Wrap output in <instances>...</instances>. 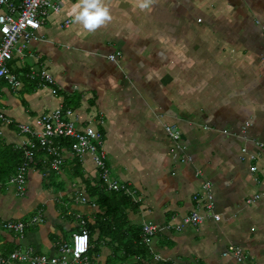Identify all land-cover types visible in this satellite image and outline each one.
<instances>
[{
	"label": "crops",
	"instance_id": "1",
	"mask_svg": "<svg viewBox=\"0 0 264 264\" xmlns=\"http://www.w3.org/2000/svg\"><path fill=\"white\" fill-rule=\"evenodd\" d=\"M142 2L99 0L110 19L89 29L77 19L85 0H68L23 55L15 52L10 67L21 88L0 82V113L15 123L34 128L40 115L70 107L79 129L101 131L111 180L133 194L114 193L131 201L112 196L103 208L89 194L100 185L92 155L68 151L58 173L36 156L19 194L5 183L27 136L0 123V219L43 218L22 234L0 228V255L33 248L56 257L63 242L87 231L91 264H138L122 258L124 243L136 244L126 231L153 222L160 231L153 248L169 262L264 264V196L254 200L264 193V148L255 144L264 143V0H152L141 9ZM43 68L57 97L25 77ZM167 125L180 132L183 151ZM194 210L201 224L177 231ZM230 246L242 250L241 261L223 256Z\"/></svg>",
	"mask_w": 264,
	"mask_h": 264
},
{
	"label": "built area",
	"instance_id": "2",
	"mask_svg": "<svg viewBox=\"0 0 264 264\" xmlns=\"http://www.w3.org/2000/svg\"><path fill=\"white\" fill-rule=\"evenodd\" d=\"M64 7V0H0V82H6L13 90H18L22 86L19 76L12 72L10 67L14 54L17 52L23 55L32 42L39 39L38 31L41 29L43 21L53 13H60ZM70 22H67L69 25ZM264 30V27H263ZM121 55L120 52L109 55L111 61H116ZM27 78L30 81L39 82L44 86L51 88L52 95L58 96L57 82L53 75L46 69H40L28 73ZM75 112L71 108L58 107L53 111L40 115L36 119V126L32 128L25 123H15L10 118L0 114V122L7 126L14 125L18 130L27 136L26 141L21 145L20 150L24 152L25 161L18 168L11 183L16 185L19 194L26 191V174L29 171L33 161V150L40 147L51 159V166L55 171H60L64 163V156L67 151H72L78 157L92 155L97 167L100 169V178L105 183L109 191L125 192L132 195L126 184L113 181L110 178L109 171L106 168L103 134L94 126L88 125L79 129L75 121ZM249 126V125H248ZM166 131L169 136L177 143V148L183 151L180 145L181 134L174 126L167 125ZM60 138H74L75 142L72 149L61 146L58 141ZM255 144L264 148V143L256 141ZM254 159L255 156L253 155ZM189 159V158H188ZM186 161V159H184ZM190 160V159H189ZM252 172L257 171V167H252ZM203 189L207 194V210L211 213L214 208L213 196L211 194V185L204 183ZM264 196V193L254 197L257 200ZM87 199L83 198L82 202ZM215 219H219L218 214H212ZM203 221V216L199 210L183 218L182 223L174 228L181 231L185 227L197 228ZM43 222L42 216H35L30 224ZM28 227L24 222H12L0 219V228L16 234H22ZM169 229V226L167 227ZM173 228V227H172ZM158 225L153 222H145L142 226L143 243L149 248L155 264H176L162 258L155 252L153 241L159 233ZM90 237L87 231L74 235L73 243L63 242L60 246V255L56 257H47L38 254L33 248L24 251L18 250L8 256L0 255V264H91L89 258ZM232 255L239 261L243 258L242 250L235 246H230L223 253V256Z\"/></svg>",
	"mask_w": 264,
	"mask_h": 264
},
{
	"label": "trees",
	"instance_id": "3",
	"mask_svg": "<svg viewBox=\"0 0 264 264\" xmlns=\"http://www.w3.org/2000/svg\"><path fill=\"white\" fill-rule=\"evenodd\" d=\"M64 6H65V3H64ZM63 9H64V7H63ZM63 9H62V11H63ZM61 11V12H62ZM60 12V13H61ZM53 14H56V13H53ZM48 18V17H47ZM46 18V19H47ZM45 19V20H46ZM31 45V44H30ZM29 45V46H30ZM29 46L26 48V49H28L29 48ZM121 56V55H120ZM119 56V57H120ZM118 57V58H119ZM13 61V60H12ZM11 61V62H12ZM12 72L13 73H15L13 70H12ZM30 73V72H29ZM16 74V73H15ZM17 75V74H16ZM27 75H28V73H27ZM27 75L25 74V77L27 78ZM27 80H29L28 78H27ZM66 108H70V107H66ZM0 114H2V113H0ZM2 115H4V114H2ZM5 116V115H4ZM6 118H7V116H5ZM9 118V117H8ZM0 123H2V124H4L3 122H0ZM5 125V124H4ZM7 126V125H6ZM9 127H14V125H12V126H9ZM18 129V128H17ZM101 132V131H100ZM102 133V132H101ZM103 134V133H102ZM169 135V134H168ZM103 139H104V137H103ZM56 141H58L59 142V144L61 145V146H63V147H65V148H67L68 150H70V149H72V146H73V144H74V142H75V139L74 138H60L59 140H56ZM105 143V142H104ZM68 152H72V151H68ZM41 154H44L46 157H47V159H48V164H49V166H50V168H51V170L53 171V172H55V173H58V172H60V171H55L53 168H52V166H51V159L47 156V154L40 148V147H37V149L36 150H33V160H34V158H36V156H39L40 157V155ZM63 156H65V154H63ZM21 161H20V163H19V165L17 166V168H16V172H17V170H18V168L24 163V161H25V157H24V152L21 150ZM65 158V157H64ZM14 159V158H13ZM106 159H107V157L105 158V166H106V168H107V170L109 171V174H110V170H109V168H108V166H107V161H106ZM11 160H12V158H11ZM33 162V161H32ZM31 162V163H32ZM64 162H65V159H64ZM64 164V163H63ZM31 165V164H30ZM97 166V165H96ZM62 167H63V165H62ZM61 167V168H62ZM98 169H99V167H97ZM99 171H100V169H99ZM29 172V171H28ZM28 172H27V174H26V191H27V176H28ZM14 175V174H13ZM11 176L10 177V179L5 183V184H7V185H13L14 187H15V189L17 190V188H16V185L15 184H13V183H11V179L15 176ZM100 175V174H99ZM100 177V176H99ZM100 185H93V186H91V189H90V191H89V194L91 195V196H93V197H98V201H99V204L104 208V207H106V206H109L110 205V203L113 201V197L112 196H116V200H117V198H119L121 201H123V200H125V201H131V199L129 198V197H127V196H125V195H123V194H120V193H114V192H108V191H106V187H105V183L103 182V180L100 178ZM26 191L24 192V194L26 193ZM18 192V191H17ZM121 195V196H120ZM119 196V197H118ZM39 215V214H38ZM40 215H41V213H40ZM106 215V214H105ZM42 216V215H41ZM34 218V217H33ZM33 218H31V219H29L28 221H24V223H27L28 224V226H30V225H35V224H30V222L32 221V219ZM183 220V219H182ZM8 221H10V220H8ZM12 222H23V221H12ZM127 233H129V234H131L133 237H132V240H135L136 241V244H134V243H132V244H130L129 242H127V243H124V251H123V255H122V258L123 259H125V260H128V259H130L131 257H133V256H135L136 258H138V259H140L139 261H138V264H152L151 263V261L152 262H154L153 261V256L151 255V253H150V251H149V248L143 243V239H142V237H143V233H142V231H141V229H140V231H126ZM140 233H142V237H141V234ZM159 234V233H158ZM120 241L121 242H119V244L120 245H122L121 243H122V241L123 240H121L120 239ZM95 253L94 252H89V258H90V260L91 261H93L92 259L93 258H95L96 257V255H94ZM5 256V255H4ZM6 256H8V255H6ZM155 264V263H154Z\"/></svg>",
	"mask_w": 264,
	"mask_h": 264
},
{
	"label": "clouds",
	"instance_id": "4",
	"mask_svg": "<svg viewBox=\"0 0 264 264\" xmlns=\"http://www.w3.org/2000/svg\"><path fill=\"white\" fill-rule=\"evenodd\" d=\"M151 2L152 0H143L139 6L141 9H145ZM85 4V10L80 16L77 17L78 20L84 22L85 27L89 29H95L106 20L110 19L107 10L98 7L99 0H85ZM91 9H95V11L92 12L90 11Z\"/></svg>",
	"mask_w": 264,
	"mask_h": 264
},
{
	"label": "rangeland",
	"instance_id": "5",
	"mask_svg": "<svg viewBox=\"0 0 264 264\" xmlns=\"http://www.w3.org/2000/svg\"><path fill=\"white\" fill-rule=\"evenodd\" d=\"M67 2H68V0H64V3H65V5L67 4ZM11 188H14V186L13 185H11ZM118 262H120V260H115V261H112V263H118Z\"/></svg>",
	"mask_w": 264,
	"mask_h": 264
}]
</instances>
